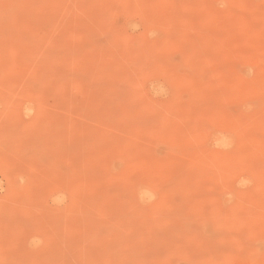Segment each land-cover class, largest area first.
Segmentation results:
<instances>
[{
  "label": "rangeland",
  "instance_id": "374dc122",
  "mask_svg": "<svg viewBox=\"0 0 264 264\" xmlns=\"http://www.w3.org/2000/svg\"><path fill=\"white\" fill-rule=\"evenodd\" d=\"M0 264H264V0H0Z\"/></svg>",
  "mask_w": 264,
  "mask_h": 264
}]
</instances>
